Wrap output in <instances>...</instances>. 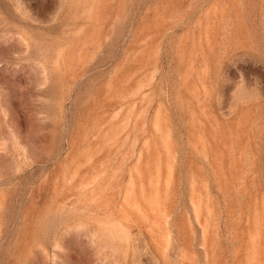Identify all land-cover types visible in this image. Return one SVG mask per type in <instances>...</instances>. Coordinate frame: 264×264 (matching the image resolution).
<instances>
[{
  "label": "rangeland",
  "instance_id": "1",
  "mask_svg": "<svg viewBox=\"0 0 264 264\" xmlns=\"http://www.w3.org/2000/svg\"><path fill=\"white\" fill-rule=\"evenodd\" d=\"M0 264H264V0H0Z\"/></svg>",
  "mask_w": 264,
  "mask_h": 264
}]
</instances>
